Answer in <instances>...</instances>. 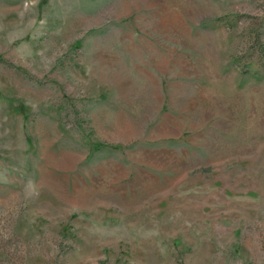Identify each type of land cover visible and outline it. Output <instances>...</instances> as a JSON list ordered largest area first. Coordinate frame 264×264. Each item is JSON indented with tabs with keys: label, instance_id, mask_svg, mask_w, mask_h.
I'll return each instance as SVG.
<instances>
[{
	"label": "rangeland",
	"instance_id": "374dc122",
	"mask_svg": "<svg viewBox=\"0 0 264 264\" xmlns=\"http://www.w3.org/2000/svg\"><path fill=\"white\" fill-rule=\"evenodd\" d=\"M0 264H264V0H0Z\"/></svg>",
	"mask_w": 264,
	"mask_h": 264
}]
</instances>
